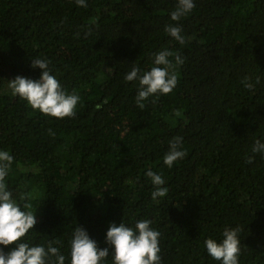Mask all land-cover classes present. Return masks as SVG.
<instances>
[{
	"label": "trees",
	"instance_id": "trees-1",
	"mask_svg": "<svg viewBox=\"0 0 264 264\" xmlns=\"http://www.w3.org/2000/svg\"><path fill=\"white\" fill-rule=\"evenodd\" d=\"M176 2L0 0V150L14 157L5 182L34 212L25 242L60 241L65 264L77 225L109 249L101 264H113L109 224L142 219L160 232L161 264H222L204 241L237 226L239 264H264V154L252 152L264 143V0H194L172 21ZM162 50L183 58L178 84L141 109L138 80L124 77L150 70ZM34 59L80 96L74 117L42 114L12 94L16 76L39 79ZM174 137L186 155L169 168ZM149 169L164 179V197L152 199Z\"/></svg>",
	"mask_w": 264,
	"mask_h": 264
},
{
	"label": "clouds",
	"instance_id": "clouds-1",
	"mask_svg": "<svg viewBox=\"0 0 264 264\" xmlns=\"http://www.w3.org/2000/svg\"><path fill=\"white\" fill-rule=\"evenodd\" d=\"M77 6L87 7L86 0H75ZM195 8L194 0H177L176 6L170 13L172 21H179ZM180 44L185 43L181 28L178 24H168L164 29ZM170 57H174L170 59ZM183 58L168 50L155 54L154 66L142 74L137 66L132 67L124 79L138 80L139 89L135 97L137 106L145 107L144 101L157 95L170 94L178 84L175 67L182 64ZM31 66L41 69L38 80L16 76L9 80L8 87L13 95H18L34 109L42 114L63 119L74 117L80 96L75 92L69 94L61 86L58 79L50 74L47 59L31 60ZM259 82V78H257ZM246 87L252 88L251 83ZM155 102V101H153ZM253 153L264 154V143L256 140L252 146ZM186 150L183 148L182 137H174L169 142V150L163 158V163L171 168L175 162L183 159ZM14 157L6 150H0V245H14L5 252L0 248V264H65L66 257L61 252L60 241H49L47 246L31 245L25 242V237L34 228L36 218L33 211L22 210L13 198L12 192L6 185ZM249 157L248 162H251ZM154 186L152 199L164 197L168 189L162 187L165 181L160 174L150 169L146 172ZM30 208L31 205L25 204ZM148 219L138 220L135 228L126 226L124 222L110 223L105 241L112 248L113 264H161L159 238L160 232L153 229ZM240 227L226 228L222 240L208 238L204 241L207 253L222 264H239L241 252ZM55 245V246H54ZM109 256V249L98 248L95 240L91 239L85 229L76 226L70 241V264H101Z\"/></svg>",
	"mask_w": 264,
	"mask_h": 264
}]
</instances>
